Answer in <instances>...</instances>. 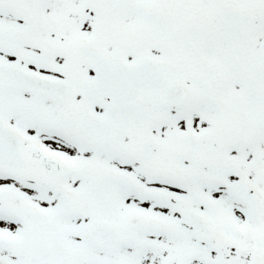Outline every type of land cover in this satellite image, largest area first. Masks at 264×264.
<instances>
[{"label": "snow or ice", "instance_id": "obj_1", "mask_svg": "<svg viewBox=\"0 0 264 264\" xmlns=\"http://www.w3.org/2000/svg\"><path fill=\"white\" fill-rule=\"evenodd\" d=\"M0 264H264V0H0Z\"/></svg>", "mask_w": 264, "mask_h": 264}]
</instances>
